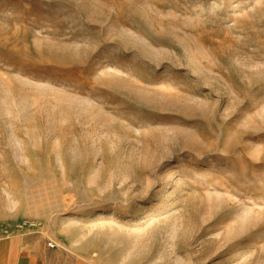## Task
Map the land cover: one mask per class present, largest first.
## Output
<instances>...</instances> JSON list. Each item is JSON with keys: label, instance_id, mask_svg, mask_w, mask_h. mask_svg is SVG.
Instances as JSON below:
<instances>
[{"label": "rangeland", "instance_id": "374dc122", "mask_svg": "<svg viewBox=\"0 0 264 264\" xmlns=\"http://www.w3.org/2000/svg\"><path fill=\"white\" fill-rule=\"evenodd\" d=\"M14 231L84 263L264 264V0H0Z\"/></svg>", "mask_w": 264, "mask_h": 264}, {"label": "crops", "instance_id": "0c3cea01", "mask_svg": "<svg viewBox=\"0 0 264 264\" xmlns=\"http://www.w3.org/2000/svg\"><path fill=\"white\" fill-rule=\"evenodd\" d=\"M58 256L42 236L29 232L0 235V264H93Z\"/></svg>", "mask_w": 264, "mask_h": 264}, {"label": "bare ground", "instance_id": "6f19581e", "mask_svg": "<svg viewBox=\"0 0 264 264\" xmlns=\"http://www.w3.org/2000/svg\"><path fill=\"white\" fill-rule=\"evenodd\" d=\"M146 146H147V143H146Z\"/></svg>", "mask_w": 264, "mask_h": 264}, {"label": "built area", "instance_id": "2783aa9c", "mask_svg": "<svg viewBox=\"0 0 264 264\" xmlns=\"http://www.w3.org/2000/svg\"><path fill=\"white\" fill-rule=\"evenodd\" d=\"M50 243H48V245H49Z\"/></svg>", "mask_w": 264, "mask_h": 264}]
</instances>
